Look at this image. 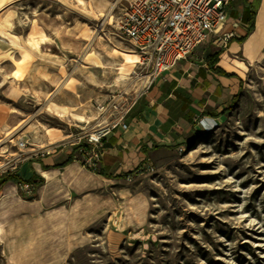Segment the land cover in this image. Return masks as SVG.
<instances>
[{
	"label": "rangeland",
	"instance_id": "374dc122",
	"mask_svg": "<svg viewBox=\"0 0 264 264\" xmlns=\"http://www.w3.org/2000/svg\"><path fill=\"white\" fill-rule=\"evenodd\" d=\"M131 1L0 0V177L51 151L59 99L82 102L94 131L159 79L120 30ZM241 73L222 120L121 180L75 162L77 180L61 170L34 199L7 184L0 264H264V42Z\"/></svg>",
	"mask_w": 264,
	"mask_h": 264
},
{
	"label": "crops",
	"instance_id": "0c3cea01",
	"mask_svg": "<svg viewBox=\"0 0 264 264\" xmlns=\"http://www.w3.org/2000/svg\"><path fill=\"white\" fill-rule=\"evenodd\" d=\"M256 10L259 11L256 0H249V3L246 0H232L224 31L232 32L235 36L228 47L207 41L212 47L197 48V52L176 68L161 74L156 83L148 87L129 115L128 129L117 128L105 140L100 171L112 179H104L118 181L123 176H129L136 168L148 163L155 152L181 147L188 142L199 132L201 119L218 122L230 112L234 99L244 88L241 73L244 68L239 64L247 68L252 54L263 44L254 50L246 46L257 30ZM253 15L255 30L240 44V39L247 36L248 20ZM217 53L221 54L214 68L221 72L210 70L208 66ZM55 110L62 114L57 117V130L60 133L55 135L49 155L44 154L39 161L29 162L22 176L16 173L23 180L31 179L35 173L44 178L45 172H57V175L61 170L67 172L70 167H76L74 163L77 162L79 148L77 136L81 129L90 132V128L83 126H89L90 113L82 107V102L74 98L69 101L59 99ZM76 116H82L86 121H79ZM73 126L80 129L74 130ZM71 156L74 157L73 164L62 169L55 168L67 162Z\"/></svg>",
	"mask_w": 264,
	"mask_h": 264
},
{
	"label": "built area",
	"instance_id": "2783aa9c",
	"mask_svg": "<svg viewBox=\"0 0 264 264\" xmlns=\"http://www.w3.org/2000/svg\"><path fill=\"white\" fill-rule=\"evenodd\" d=\"M232 0H132L125 9L120 30L140 59V67L152 81L188 59L195 50L212 41L226 48L234 33L225 32ZM111 115L110 123L77 136V162L90 173L98 174L105 150V140L117 128L128 129L134 108ZM118 110L114 104L113 109ZM25 147L24 142L20 143ZM50 152H48V155ZM20 189L35 192L32 185Z\"/></svg>",
	"mask_w": 264,
	"mask_h": 264
},
{
	"label": "bare ground",
	"instance_id": "6f19581e",
	"mask_svg": "<svg viewBox=\"0 0 264 264\" xmlns=\"http://www.w3.org/2000/svg\"><path fill=\"white\" fill-rule=\"evenodd\" d=\"M256 5H258L259 11H258V24H257V30L256 32L250 37L248 43L246 44L247 48L250 50H254L260 46L264 42V0H256ZM22 59L17 62V67L15 71L13 72V77L16 79H22L23 73L20 68V64L24 62L25 60L29 59L31 55L28 52L21 51ZM4 57H12V54L8 53ZM242 68L246 69V66L244 64H239ZM48 111L55 114L57 117H61V112L56 111L55 109L48 107ZM14 113L16 111L14 110ZM79 121L85 122V118L82 116H76ZM216 124V122H208L203 121L202 125L209 129L213 127ZM57 172L53 173H47L45 172L44 178L48 182V185H51L55 183L58 180V177L56 176ZM79 178V174L77 173L76 167L72 166L67 170L66 178L67 180L75 181ZM15 188V185L10 186L9 188H6L4 190L5 195H8L11 193V191Z\"/></svg>",
	"mask_w": 264,
	"mask_h": 264
},
{
	"label": "trees",
	"instance_id": "16d2710c",
	"mask_svg": "<svg viewBox=\"0 0 264 264\" xmlns=\"http://www.w3.org/2000/svg\"><path fill=\"white\" fill-rule=\"evenodd\" d=\"M246 2L249 3V0H246ZM248 23H249V27L247 30V36L240 39V44L244 43L247 40L248 36H250L255 30V16L254 15L248 20ZM220 54L221 53H217L215 55V59L212 62L208 63L210 70H214L215 72H221L220 70L214 68V66L217 64V60ZM73 163H74V157L71 156L67 162L55 168L57 169L66 168ZM44 169L48 170V168L46 167H44ZM98 175L103 178L112 179L111 177H108L107 175H105L103 171H99ZM9 183H13L19 187L22 185L34 186L35 192H34V195L31 197V199H34L37 196L38 189L45 184V179L35 173L31 179L23 180L22 177H20L19 175L9 173L5 176L0 177V193L2 192L3 188Z\"/></svg>",
	"mask_w": 264,
	"mask_h": 264
}]
</instances>
